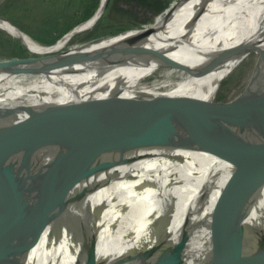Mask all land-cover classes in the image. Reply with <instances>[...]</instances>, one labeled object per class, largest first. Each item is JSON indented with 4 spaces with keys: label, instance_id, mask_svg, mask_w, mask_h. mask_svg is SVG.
Returning a JSON list of instances; mask_svg holds the SVG:
<instances>
[{
    "label": "bare ground",
    "instance_id": "bare-ground-1",
    "mask_svg": "<svg viewBox=\"0 0 264 264\" xmlns=\"http://www.w3.org/2000/svg\"><path fill=\"white\" fill-rule=\"evenodd\" d=\"M106 4L100 0L92 19L52 47L20 34L2 19L0 29L21 37L35 54H59L72 38L94 27ZM159 25L162 32L152 34ZM258 45L263 50L256 86L264 82V0L176 3L152 27L71 49L88 56L82 64L69 62L65 55L53 70L1 73L0 118L6 119L1 126L34 131L26 143L30 145L39 131L82 122L101 99L115 95H121L119 106L108 117L116 120L115 126L145 131L178 124L209 111L220 83ZM154 50L161 57L152 61ZM147 103L145 112L138 113L136 108ZM222 142L210 136L199 150L197 143L153 148L141 142L78 139L50 151L47 164L27 185L53 193L57 203L67 202V210L100 223L126 222L130 227L155 218L183 220L209 195L212 204L227 182L226 171L219 181L221 168L227 166L217 156ZM113 146L119 150L109 149Z\"/></svg>",
    "mask_w": 264,
    "mask_h": 264
},
{
    "label": "water",
    "instance_id": "water-1",
    "mask_svg": "<svg viewBox=\"0 0 264 264\" xmlns=\"http://www.w3.org/2000/svg\"><path fill=\"white\" fill-rule=\"evenodd\" d=\"M0 19L28 36L11 21ZM78 26L48 46L56 45ZM160 26L152 34L161 33ZM33 54L0 61V74L53 70L57 59L65 55L75 65L88 61L85 53L71 49ZM150 57L153 61L161 56L154 50ZM258 79L254 76L235 103L218 107L214 102L209 111L157 130L125 129L115 126L114 119L108 121L121 95L101 99L82 122L70 121L63 128L54 124L37 131L30 145L26 143L34 131L0 128V264H264V82L254 85ZM213 135L223 139L217 156L227 166L221 168L219 181L226 171L227 182L219 187L212 204L209 195L183 220L155 218L130 227L126 222L100 223L67 210V202L57 203L53 193H41L27 185L47 164L50 151L78 139L141 142L153 148H187L197 143L195 148L201 150ZM109 149L119 150L116 146Z\"/></svg>",
    "mask_w": 264,
    "mask_h": 264
},
{
    "label": "rangeland",
    "instance_id": "rangeland-1",
    "mask_svg": "<svg viewBox=\"0 0 264 264\" xmlns=\"http://www.w3.org/2000/svg\"><path fill=\"white\" fill-rule=\"evenodd\" d=\"M177 1L148 0L146 7L138 8L139 10L136 11L132 9L138 7L137 0H109L102 18L92 29L72 38L65 51L121 34L123 32L118 31L122 28H128L127 32L137 30L133 29L136 23L142 25L138 29L152 27L150 25L157 19L159 21ZM99 2L100 0H0V17L11 21L21 30H25L28 36L39 44L48 46L56 43L68 31L91 18ZM154 4L160 5L161 8L156 9ZM153 10L154 12L160 11L157 15H153L151 12ZM262 48V45H258L249 51L250 53L242 63L233 68L230 75L228 74L220 83L215 97V106L226 107L244 95L256 74ZM33 53L20 39L0 29V61L33 57L35 56ZM152 79L153 77H148L145 80ZM144 106L145 104H140L139 110L138 107L136 108L137 112H145L148 106L140 110ZM5 121V118H0V128H3L1 125Z\"/></svg>",
    "mask_w": 264,
    "mask_h": 264
},
{
    "label": "trees",
    "instance_id": "trees-1",
    "mask_svg": "<svg viewBox=\"0 0 264 264\" xmlns=\"http://www.w3.org/2000/svg\"><path fill=\"white\" fill-rule=\"evenodd\" d=\"M137 1H138L139 3H142V4H144V5H147V1H148V0H147V1H146V0H137ZM154 6L156 7V9L161 8V6H160V5H157V4H154ZM159 11H160V10H156V12H154V14L157 15V13H159ZM166 11H168V10H166ZM166 11H165V12H166ZM165 12H164V13H165ZM164 13H163V14H164ZM163 14H162V15H163ZM160 16H161V15H160ZM157 21H158V19H157L152 25H150V26L155 25V24L157 23ZM141 26H142V25H140V24H136V25H134L135 28H133V29H138V28H140ZM129 29H130V28H129ZM144 29H145V28H144ZM127 30H128V28H122V29H120L118 32L121 33V32L127 31Z\"/></svg>",
    "mask_w": 264,
    "mask_h": 264
},
{
    "label": "flooded vegetation",
    "instance_id": "flooded-vegetation-1",
    "mask_svg": "<svg viewBox=\"0 0 264 264\" xmlns=\"http://www.w3.org/2000/svg\"><path fill=\"white\" fill-rule=\"evenodd\" d=\"M146 1H147V0H146ZM116 3H118V2L116 1ZM144 6L146 7V5H144V4L138 2V7H136L135 9H132V10H136V11H138L139 9L144 8ZM138 8H139V9H138ZM151 12H152L153 15H154V10L151 11ZM136 24H139V23H136ZM136 24H135V25H136Z\"/></svg>",
    "mask_w": 264,
    "mask_h": 264
},
{
    "label": "crops",
    "instance_id": "crops-1",
    "mask_svg": "<svg viewBox=\"0 0 264 264\" xmlns=\"http://www.w3.org/2000/svg\"><path fill=\"white\" fill-rule=\"evenodd\" d=\"M27 35H29L25 30H23ZM13 36V35H12ZM29 37V36H28ZM31 38V37H30ZM32 39V38H31Z\"/></svg>",
    "mask_w": 264,
    "mask_h": 264
}]
</instances>
